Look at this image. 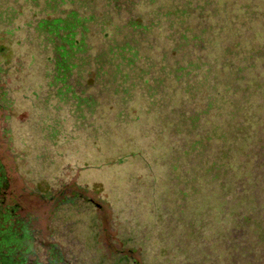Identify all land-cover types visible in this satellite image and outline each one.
<instances>
[{"label": "trees", "instance_id": "trees-1", "mask_svg": "<svg viewBox=\"0 0 264 264\" xmlns=\"http://www.w3.org/2000/svg\"><path fill=\"white\" fill-rule=\"evenodd\" d=\"M3 139L52 263L264 264V0H0ZM29 223L0 154V264Z\"/></svg>", "mask_w": 264, "mask_h": 264}, {"label": "rangeland", "instance_id": "rangeland-1", "mask_svg": "<svg viewBox=\"0 0 264 264\" xmlns=\"http://www.w3.org/2000/svg\"><path fill=\"white\" fill-rule=\"evenodd\" d=\"M7 147L4 139L3 143L0 141V154L9 176L12 196L21 204L22 210L27 212L30 216L35 217V220L29 226L30 228H35L36 235L41 237L45 234L49 222L52 223L53 221L50 219L51 211L50 209L48 210L49 203L46 202V199H41L39 194L35 193V191H31V189L34 190V184L32 183L34 180L33 174H31V172L28 173V166L24 169L17 168L18 162H15ZM62 174L65 175L62 179L65 183L64 185L67 186V188L73 187L75 182V172L69 171ZM73 189H75V187H73ZM88 196L95 204H98L99 206L101 205L100 211L95 212V217L100 223L104 224L103 228H105L107 223L112 222L111 218L115 216V211L109 207L104 196H96L91 192H88Z\"/></svg>", "mask_w": 264, "mask_h": 264}, {"label": "flooded vegetation", "instance_id": "flooded-vegetation-1", "mask_svg": "<svg viewBox=\"0 0 264 264\" xmlns=\"http://www.w3.org/2000/svg\"><path fill=\"white\" fill-rule=\"evenodd\" d=\"M21 211L25 216L27 215L30 217V223H29L30 225L35 220V217L30 216L27 212L22 210V207H21ZM88 211L89 210H87V212ZM50 219L53 221L52 223L49 222L44 235H42L41 237L37 236L35 233V228L33 227L30 228V226H28L27 232L23 233L21 239L22 250L25 251V254H27L31 258H36L37 260L42 262V264H57V263H52L48 260V255L51 254L52 251L50 247V243L48 241L59 240V238H61L62 235V230L58 221H57L58 223V227H57L55 226L56 224L54 221L55 219L52 216L50 217ZM58 220L61 221L62 217L59 216ZM58 246L60 250L58 249L54 253L57 254L61 253L63 257L65 256V258H68L69 255H73L74 246H75L73 242L70 243L65 242V244L61 243L58 244Z\"/></svg>", "mask_w": 264, "mask_h": 264}]
</instances>
